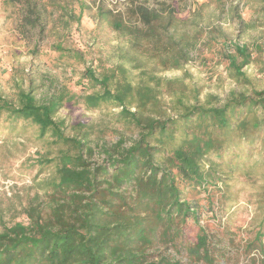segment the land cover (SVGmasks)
Here are the masks:
<instances>
[{"label":"trees","instance_id":"obj_1","mask_svg":"<svg viewBox=\"0 0 264 264\" xmlns=\"http://www.w3.org/2000/svg\"><path fill=\"white\" fill-rule=\"evenodd\" d=\"M103 2H94L97 26L109 28L125 43L116 46L114 64L98 60L92 67V62L79 83L95 91L85 96L89 109L120 108L118 122L136 137L129 146L120 139L103 148L102 162H93L91 131L80 123L82 130L67 136L65 120L58 118L65 101L74 99L64 90L37 98L31 83L27 91L19 90L16 102L0 92V135L28 133L57 148L55 155L44 153L37 161L41 173L50 166L53 173L36 183L37 192L23 208L27 223L6 224L0 217V264H219L230 247L241 256L258 251L253 264H264V91H232L218 106L212 96L201 102L200 89L169 90L167 105L155 68L184 70L198 47L205 46V34L208 44L216 41L202 21L207 5L197 4L191 19L179 17L174 0L155 6L134 2L124 11ZM5 3L16 9L23 35L52 31L56 40L50 51L61 60L85 63L88 52L67 43L73 26L92 10L88 0ZM207 4L218 19L243 28L235 0ZM225 43L232 49L226 54L228 68L242 82L243 67L252 62L249 47L230 38ZM32 53H39L38 46ZM152 61L156 66L151 70L147 65ZM242 173L257 183L250 192L256 209L253 231L244 245L237 243L238 232L220 224L219 244L201 224L203 211L217 219L214 191L220 194L219 210H231ZM203 192L205 205L199 198ZM191 223L197 228L195 240L187 236ZM157 246L174 254L161 252L151 259Z\"/></svg>","mask_w":264,"mask_h":264},{"label":"rangeland","instance_id":"obj_2","mask_svg":"<svg viewBox=\"0 0 264 264\" xmlns=\"http://www.w3.org/2000/svg\"><path fill=\"white\" fill-rule=\"evenodd\" d=\"M100 1L88 0L92 10L86 11L82 23L79 26L74 25L69 36L67 45L80 47L88 52L85 63H77L76 60H61L58 53L50 51V46L56 40L52 31L23 35L16 9L6 4L5 0H0V92L16 102L19 90L23 88L27 91L31 83L37 88V98L47 92L58 94L64 90L74 99L65 101L58 118L65 120L67 136L80 132L82 130L80 123H84L91 131V145L95 149L92 161L97 163L102 162L103 148L114 146L120 139H124L129 146L132 139L136 137L135 132L118 122L116 116L120 108L101 105L97 109H89L85 103V96L95 91L86 82L79 83V81L82 82L83 72L92 62L94 64L92 67L98 66V60L105 61L108 66L114 64L116 57L113 54L116 46L125 43L119 40L116 33L109 28L97 26L93 18L96 12L94 2L98 5ZM162 1L104 0L103 5L111 10L124 11L134 2L155 6L157 2ZM175 1H177L178 15L181 18H191L197 4H206L202 21L216 41L208 44L207 34H205L203 36L205 46L198 47V51L193 54V59L184 70L163 71L155 68V62L148 63L147 68L151 70L155 68L154 74L162 80L159 89L163 93L164 102L167 105L170 104L169 90L185 88L186 90L200 89L201 102L212 96L218 106L226 102L232 91H264V12L262 10L264 3L260 1L256 3V0H235L241 9L244 22L242 28L238 22L218 19L214 15L215 8L207 4L208 0ZM45 17L49 19L50 14ZM52 19L49 20V24ZM228 38L233 42L247 44L252 54L251 64L243 67L242 71L246 74V78L242 82L236 81L228 68L229 61L226 54L232 49L223 46ZM37 46L39 53L36 55L32 52ZM131 76L135 80L139 79L137 71H132ZM170 113L172 114L171 110H169ZM7 136L4 133L0 135V217L6 224L27 223L23 208L28 206L37 192L36 183L53 173L51 166L41 173V167L37 161L44 156V153L49 154L53 151L55 155L57 148L47 143V140H34L28 133L21 137L6 138ZM256 185V182L252 183L242 173L236 183L237 190H240L237 204L225 213L219 210L217 198H220V194L214 191V213L218 217L213 219L214 214L204 210L201 224L208 232L217 236L218 240L221 239L218 226L221 224L223 227H228L231 231L238 232L237 243L241 242L245 245V241L251 235L250 232L253 231L251 224L256 209L250 200V192L251 188H256ZM206 197L207 193L204 192L199 197L202 205H205L203 199ZM196 230L195 225L191 223L187 229L190 240H195ZM218 243L220 244V240ZM236 250L227 248L225 257L218 260L219 264H253L260 258L258 251L250 256H241ZM161 252L174 254L173 250L166 251L163 247L157 246L150 252L153 254L151 259H156ZM179 258L186 261L181 256Z\"/></svg>","mask_w":264,"mask_h":264}]
</instances>
